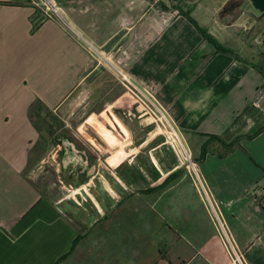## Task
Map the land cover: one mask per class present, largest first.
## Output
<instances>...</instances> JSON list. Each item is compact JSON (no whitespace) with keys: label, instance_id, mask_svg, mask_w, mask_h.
Wrapping results in <instances>:
<instances>
[{"label":"crops","instance_id":"1","mask_svg":"<svg viewBox=\"0 0 264 264\" xmlns=\"http://www.w3.org/2000/svg\"><path fill=\"white\" fill-rule=\"evenodd\" d=\"M46 1L59 15L32 34V17L36 9L45 13ZM197 1H185L192 17L222 44L216 23L197 14L208 0ZM161 2L167 5L0 0V264H234V252L246 264H264V198L252 195L264 185V101L255 106L264 91V70L255 62L264 53L246 45L254 43L248 35L242 55L218 53L185 17L161 10ZM245 10L242 17L259 15L249 3ZM119 54L128 60L133 86L150 95L184 151L164 147L152 132L167 130L161 117L153 127L117 112L120 130L137 140L133 157L122 159L120 151L116 165L101 157L92 162L80 140L79 146L61 140L70 134L67 120L74 122L70 112L61 117V144L33 167L58 173L68 194L55 196L26 173L38 140L30 107L40 99L68 114L72 97L103 70L96 59ZM119 101L116 96L109 108ZM206 136L239 145L205 148ZM150 144L147 156L160 162H137Z\"/></svg>","mask_w":264,"mask_h":264},{"label":"rangeland","instance_id":"2","mask_svg":"<svg viewBox=\"0 0 264 264\" xmlns=\"http://www.w3.org/2000/svg\"><path fill=\"white\" fill-rule=\"evenodd\" d=\"M199 1L202 0H198L197 2ZM222 1L224 0L205 1L197 13L198 16L200 17L199 19L202 22L216 23L217 31L215 32V35L217 36L218 39L221 40L222 45L224 47L229 49H235L237 52L241 53L242 55V35L245 36L248 35L249 37L252 38L250 41L254 43L246 44V45L256 46L257 49L261 50L264 53V46L262 45V40H261L263 36L259 30V27H263V26L261 23H257L258 21L254 17L247 18L246 15L243 17L241 16L235 22V26H234L235 30H229L227 28V23L231 22V19L226 20L220 17V13L222 11L223 6H226L227 4L230 3H234L236 0H229L227 4L225 3V5L220 7L218 13H216L215 17H213L212 13L215 12V10L220 6ZM164 2H166L169 7L171 6L170 0H164ZM248 3L249 2L247 1L246 5H248ZM188 5H192V4L186 5V3H184L185 9H187ZM45 6H46V2L45 5H43V7L45 8ZM245 23H247V27L249 28V30L253 28L251 32L243 30L244 28L242 27V25H244ZM237 36H240L239 37L240 39H238ZM244 57L250 58V56H247L245 54ZM96 61H98L99 64L100 63L103 64V66H100L103 68V70H101V72H99L97 76L92 77V80L88 82L87 86L83 89L82 94L76 93V95L72 97L70 101L71 109L69 110L68 114H66L67 112L66 113L57 112V114L60 117L62 118L65 117V120H67L66 117L71 113H73L72 117L74 118V122L67 120L70 127L69 136L66 134L64 135L65 133L64 130H61V132H59V135H61V137L64 135L61 138L62 141L65 140L68 142L70 141L76 142V139H78L82 143H84L86 147L91 151L92 154V156L90 157L91 161L93 160V158L97 159V157H101L102 162H104L108 158V163L112 165H116L122 159H124L126 155L129 156L127 159L130 160L132 159L133 157L132 149L136 146L137 143V140L132 139V135L129 133L127 129L125 130L127 131L128 135H125L120 130V128L123 127L124 125L118 122L119 118L117 112H119L120 116L123 117H128L127 116L128 112H130L132 114L130 118L134 119L137 122L142 121V119L144 120L147 119L146 122L153 125V127H155L156 125L153 123L154 117L156 118L161 117V114L159 109L155 105L156 103L154 104L151 102L153 101L152 98L147 92L144 91L143 88H141V90H139L140 87L131 88L124 81L121 74L126 75L125 72L127 71V64H128V60L125 55L123 56L122 54H119L118 57L116 55V58H114L111 61L105 59H96ZM255 63L264 70V59L262 57L261 58L259 57ZM128 88L133 89L135 93L133 94L132 92H130ZM116 96H119L121 102L119 101V103L116 104L117 108H114L112 110L109 108V104L111 102H115ZM84 102L86 104H83ZM121 106H123V108H121ZM148 111L151 112L152 116L148 113ZM123 112L125 113L124 115ZM93 119L97 120L100 125L105 126L106 131L110 130L114 134V136L118 138L117 141L115 140L117 142L116 146L114 144L113 146L111 145L109 146L108 142L105 141L100 135H98L97 132L88 124V122ZM163 121L166 124L164 119ZM166 127L167 130L162 129V131L161 130L158 131L157 128H154L152 132L153 133L159 132L158 137H161L162 139L161 142L165 143L164 147H169L170 150L176 148L178 150L181 149V151H184L179 140H177L174 137V133H172V130L170 129L168 124H166ZM168 131L171 132L172 135ZM137 136L138 134H136V137ZM131 142L133 144H131ZM156 142L158 143L159 141H155L154 144H157ZM75 145L79 146L77 142ZM150 146H152V144L140 148L141 152L138 154L139 157L136 159L137 162L144 163L146 165L151 164L155 161L156 163L160 162L159 161L160 157L157 155L152 156V158H150V156H147ZM51 151L52 148L45 154L44 158L48 157ZM120 151H123L122 159L118 160L113 158L117 156V153H119ZM36 169L37 168H33L31 170L30 168H28L26 170V173L29 176H31V178H33L35 181H38V183L42 185L47 192L48 191H50L51 193L53 192L55 196L68 194L67 190H62V188L60 187L62 185L58 181L61 178L60 179L58 178L59 177L58 173L53 171L52 168H50L48 172L47 169L45 172H42V170L38 172V170ZM108 226L109 224L106 223L99 228L106 229L108 228Z\"/></svg>","mask_w":264,"mask_h":264},{"label":"trees","instance_id":"3","mask_svg":"<svg viewBox=\"0 0 264 264\" xmlns=\"http://www.w3.org/2000/svg\"><path fill=\"white\" fill-rule=\"evenodd\" d=\"M171 6L168 7L164 3H159L158 6L163 11H175L178 15L185 17L202 35L204 40L211 43L218 53L230 54L236 56L232 49L224 47L221 43L216 40L207 29L201 27L197 21L192 17L193 8L185 9L183 2H177L175 0H170ZM7 5H13L15 3H5ZM48 19L45 13L36 9L34 16L32 17V30L31 33H36L42 24ZM102 109V108H101ZM29 117L33 128L38 134V140L36 144L32 147L29 155V166L31 170L36 166L37 162H40L45 154L53 147L61 144V135L59 132L64 129L65 123L62 121L61 117L57 112L50 109L42 100L35 99L29 110ZM259 133H255L248 138H254ZM208 140L205 142V148L209 146L212 142H220L224 147L233 148L238 144L239 141L227 145L220 137L217 136H206ZM239 145V144H238ZM65 258V257H64Z\"/></svg>","mask_w":264,"mask_h":264},{"label":"flooded vegetation","instance_id":"4","mask_svg":"<svg viewBox=\"0 0 264 264\" xmlns=\"http://www.w3.org/2000/svg\"><path fill=\"white\" fill-rule=\"evenodd\" d=\"M244 3H243V0H236L234 3H230V4H227L225 7L222 8V11L220 13V17L223 18V19H226V20H230L231 19V22L234 20V19H238L242 16V14L245 13V9L246 7H244ZM248 10V9H247ZM263 21V20H262ZM261 21V22H262ZM261 22H257V23H261ZM230 22H228L227 24H229ZM264 32V31H263ZM238 33V32H237ZM238 38L240 36H237ZM105 114V113H104ZM103 114V115H104ZM98 121L93 119V120H90L88 122V124L97 132L98 135H100L102 138L103 137H106V136H109V137H112V139L115 141L118 140V138H116L114 136V134L111 132V131H106V127L103 126V125H100L99 122L97 123ZM108 129V128H107ZM110 134H108V133ZM112 135V136H111ZM115 141V143H117ZM117 145V144H116ZM120 160V159H118Z\"/></svg>","mask_w":264,"mask_h":264},{"label":"built area","instance_id":"5","mask_svg":"<svg viewBox=\"0 0 264 264\" xmlns=\"http://www.w3.org/2000/svg\"><path fill=\"white\" fill-rule=\"evenodd\" d=\"M52 14L59 15L58 9L54 6L53 3L46 1L45 15L47 17H51ZM94 51H96V50H94ZM121 75H122L124 81L128 84V86L131 87V88L132 87L134 88L131 80L125 74H121ZM131 88H129L130 91H133ZM263 101H264V91L261 93L260 97L255 101V106L257 108H261V105H262ZM163 119L165 120L166 123H168V121L165 118V116L161 114L162 122H164ZM168 126H169V124H168ZM174 137L178 140V138H177V136L175 134H174ZM179 142H180V140H179ZM180 144H181V142H180ZM252 195H254L259 200H262L264 198V185L258 186L257 188H255L253 190V192H252ZM234 264H246L243 261L242 257L240 255H238V253H236V252H234Z\"/></svg>","mask_w":264,"mask_h":264},{"label":"water","instance_id":"6","mask_svg":"<svg viewBox=\"0 0 264 264\" xmlns=\"http://www.w3.org/2000/svg\"><path fill=\"white\" fill-rule=\"evenodd\" d=\"M175 1L183 2V1H191V0H175ZM245 1H248L252 7V10L257 12L259 15L252 13V12L250 14L253 15V17H255V19L258 22H261L262 20H264V0H243V3ZM248 13H249V11H248ZM235 20H233V21H235ZM230 30H235V29L233 27H230ZM262 45L264 46V32H263Z\"/></svg>","mask_w":264,"mask_h":264},{"label":"bare ground","instance_id":"7","mask_svg":"<svg viewBox=\"0 0 264 264\" xmlns=\"http://www.w3.org/2000/svg\"><path fill=\"white\" fill-rule=\"evenodd\" d=\"M103 139H104L105 141L108 142L109 146H110V145L113 146V144L116 146V143H115V141L112 139V137L106 136V137H103ZM105 141H104V142H105Z\"/></svg>","mask_w":264,"mask_h":264}]
</instances>
